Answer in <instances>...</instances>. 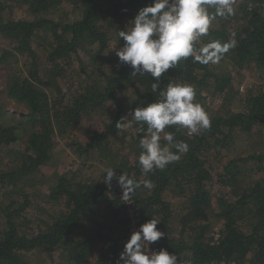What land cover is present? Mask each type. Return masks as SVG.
Wrapping results in <instances>:
<instances>
[{
  "label": "trees",
  "instance_id": "obj_1",
  "mask_svg": "<svg viewBox=\"0 0 264 264\" xmlns=\"http://www.w3.org/2000/svg\"><path fill=\"white\" fill-rule=\"evenodd\" d=\"M9 1V7L11 4L21 5L33 16L41 15V18L32 21L7 20L2 15L5 5L0 0V35L16 43L11 51L0 56V63L8 64L6 58L14 52L30 58V69L26 75L10 80L5 91L7 97L24 103L30 112L32 130L26 135L25 145L18 153L19 162L9 171H0V186L19 194L24 187H33L39 182L35 179L36 173L49 162L54 137L63 136L68 129L78 126L83 116L114 106L112 121L102 123L100 129L90 133L85 145L77 144L78 155H89L95 150L101 152L110 137L124 133V129L116 125L121 117L126 116L117 96L120 90L132 91L130 113L138 106L158 100L159 95L151 90L155 80L150 74L133 78L132 69L121 65L118 58L108 59L110 63H115L117 69L110 75L102 73L103 82L99 86L84 83L80 91L66 97L59 85L64 70L61 62L69 55H77L82 41L97 46V55L104 52L111 38H108L103 25H112L118 36V31L125 30L123 22L130 23L138 10L150 5L152 0H77L82 12L70 23L47 18L64 0ZM213 24L214 21L209 33L203 36V44L212 40L228 42L234 36L236 46L220 62L237 71L242 70L244 65L253 64L262 72L264 79V0H239L234 15L218 26L213 27ZM41 31L49 33L52 41L47 56L50 65L42 71L33 49L37 33ZM123 43L118 36L117 44L122 47ZM196 47L199 48L197 44ZM170 80L191 84L197 93L195 102L203 107V92L211 90V96L223 94L231 82L228 76L213 72L210 64L202 65L191 57L178 62L175 68L162 75L160 90ZM209 117L210 127L199 135L189 136L186 129H166L174 132L177 141L186 142L189 150L181 155L179 161L147 176L142 174L138 165L139 140L145 132L139 125L133 124L138 149L130 159L119 153L115 155L117 163L110 159L108 163L117 164L118 176L123 173L141 183L150 179L153 188L141 187L128 200L123 199V190L116 184V179L109 185L104 177L97 182L82 183L61 177L51 189L50 198L63 202L62 211L45 230L31 236L19 230L15 221L16 216L26 210L28 196H24L25 203L20 207L15 206L18 201L6 205L1 211L5 229L0 236V264H28L21 254L37 249L50 258L54 253L66 252V264H116L131 235L129 226L135 221L139 229L150 219L158 221L157 228L165 233L163 238L149 245L150 249H164L175 254L178 264L181 260L190 264H264V178L249 185L242 181L238 183L236 173L229 169L236 160L230 162L224 168L223 176L234 183L231 197H219L214 211L210 203L213 177L202 159L203 153L218 142L224 146L234 131L250 133L255 127L264 125V90L247 93L244 110L240 113L227 112ZM15 131L14 127L0 126V146L17 141L19 136ZM239 161L244 168L249 162L253 163L259 174L264 173V153ZM169 193L186 197L179 213L184 209L179 231L180 235H186L185 238H176L169 232L167 220L173 213L172 205L166 199ZM248 215L251 224L248 232H244L238 223ZM99 216L103 222L98 227L89 224V217L99 219ZM106 222L110 226L106 227ZM215 222L220 226L214 232Z\"/></svg>",
  "mask_w": 264,
  "mask_h": 264
},
{
  "label": "rangeland",
  "instance_id": "obj_2",
  "mask_svg": "<svg viewBox=\"0 0 264 264\" xmlns=\"http://www.w3.org/2000/svg\"><path fill=\"white\" fill-rule=\"evenodd\" d=\"M2 3L5 5L2 15L7 20L24 19L32 21L41 18V15L33 16L25 6L11 4L12 6L9 7V0H3ZM238 3L239 0H235V9ZM81 12L82 7L79 5V1L64 0L56 11L50 13L49 16L47 15V18L70 23L77 19ZM225 19L217 18L214 20L213 27L220 25V22L225 21ZM123 24L122 28L126 30L130 23L125 20ZM103 27L107 32L108 38L109 36L111 38L104 52L97 55V46L91 45L87 41H82L78 48V54L69 55L61 62V67L64 70L62 77L59 79V85L66 97L80 91L84 83H94L99 86L103 82L102 73L110 75L113 70L117 69L115 63H110L108 59L118 58L115 55V50L120 48L117 44L118 36L112 25L104 24ZM15 44L12 39L0 35V56L5 55L3 54L4 52L11 51ZM51 45L52 41L49 33L46 31L37 33L33 49L38 55L39 69L41 71L50 65L47 56ZM197 45L199 47L204 45L203 37L200 38ZM6 59L9 61L8 64L0 63V126L16 128L15 133L19 136V139L12 144H2L0 146V171L3 172L9 171L17 165L20 159L18 153L22 151L25 145L26 135H29L32 130L30 112L27 106L5 95L8 82L19 76L26 75L29 71L30 58L14 52V54L8 55ZM228 65L221 62L210 64V69L213 72L219 76H228L231 82L229 88L223 94L211 96V90L203 92V104L209 116L225 115L227 112L240 113L244 110V98L247 93H257L260 90H264L262 72L255 65H244V68L240 71L231 69ZM131 93L132 91L129 89H122L117 93L125 108V117L129 119V105L133 101ZM114 114L115 108L112 105L97 112H90L82 117L78 126L68 129L63 136H55L50 160L36 173L35 179H38L39 182L35 186H26L23 192L19 194L15 190L12 192L9 191V188L0 186V236L5 229L1 211L9 203L18 201L15 206L20 207L25 203L24 196H28L29 204L26 210L16 216L15 221L19 230L31 236L45 230L52 219L62 211L63 202L50 198L51 189L57 185L61 177L73 178V181L81 183L97 182L106 175L104 174L105 169L109 168L114 169L116 176H118L115 168L118 161L115 155L121 153V155H127V159H130L132 158V153L138 149L133 126L124 127L123 135L119 133L110 137L109 141L107 140L103 145L101 152L95 150L94 152L90 151L89 155H78L76 150L77 144L85 145L88 143L90 133L100 129L99 127L102 123L112 121ZM220 138L222 139L223 137ZM221 143L218 142L207 149L202 156L213 177L210 203L214 211L217 209L219 197L223 196L226 199L231 197L230 193H232V184L234 183L229 181L228 177L223 176L224 168L230 162L236 160L235 164L230 165L229 169L236 173L238 183L242 181L245 185H249L264 178V173L261 172L259 174L253 163L249 162L248 166L244 168V165L239 161V159L264 153V125L255 127L250 133L234 131L226 144H223L224 146ZM108 159L116 163L109 164ZM112 183H115V181ZM218 183L221 185H218ZM167 195L166 199L171 203L173 212L167 220L169 232L176 238H185L186 235H180L179 231L181 218L185 214L183 213L184 209L181 214L179 213L184 207L182 203L186 200V197H178L170 193ZM88 222L98 227L103 222V219L100 216L99 219L89 217ZM250 224L249 215L244 221L238 223L244 232H248ZM213 225L215 227L213 231H218L220 225L217 222L213 223ZM108 226L110 224L106 222V227ZM21 255L28 264H66V252L54 253L52 258L48 257L41 249L24 252Z\"/></svg>",
  "mask_w": 264,
  "mask_h": 264
},
{
  "label": "clouds",
  "instance_id": "obj_3",
  "mask_svg": "<svg viewBox=\"0 0 264 264\" xmlns=\"http://www.w3.org/2000/svg\"><path fill=\"white\" fill-rule=\"evenodd\" d=\"M235 0H152L138 10L126 30L118 31L123 46L115 50L121 65L132 69L131 76H150L153 93L159 99L146 106H138L121 117L117 127L139 125L145 134L139 140L141 149L138 165L144 176L155 170H164L169 164L180 160L189 146L177 141L175 134L166 129H186L187 135H199L211 125L209 114L195 102L196 89L188 83L171 81L160 90L159 80L170 68L189 57L202 65L219 63L236 46V40L228 42L212 40L202 47L196 44L209 33L217 18H228L235 14ZM114 50V48H113ZM104 181L115 178L123 190V199L128 200L141 187L151 190L153 183L145 179L142 183L114 169H105ZM158 221L150 219L133 232L124 244L116 264H178V257L164 249L150 251L149 245L165 236L157 228Z\"/></svg>",
  "mask_w": 264,
  "mask_h": 264
},
{
  "label": "built area",
  "instance_id": "obj_4",
  "mask_svg": "<svg viewBox=\"0 0 264 264\" xmlns=\"http://www.w3.org/2000/svg\"><path fill=\"white\" fill-rule=\"evenodd\" d=\"M137 230H138V228H137V226H136V222L133 221V223L129 226V232L132 234L133 232H135V231H137ZM217 237H218V236H217ZM217 237H216V239H217ZM149 250L152 251V250L150 249V247H149ZM179 264H190V263L181 260ZM226 264H237V263H235V262H231V263H226Z\"/></svg>",
  "mask_w": 264,
  "mask_h": 264
}]
</instances>
